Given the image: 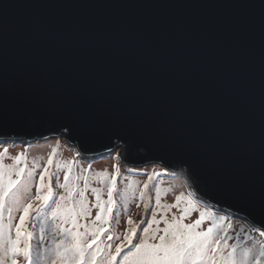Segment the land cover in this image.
<instances>
[{
	"label": "water",
	"instance_id": "1",
	"mask_svg": "<svg viewBox=\"0 0 264 264\" xmlns=\"http://www.w3.org/2000/svg\"><path fill=\"white\" fill-rule=\"evenodd\" d=\"M0 108V141L155 163L261 227L264 0H0Z\"/></svg>",
	"mask_w": 264,
	"mask_h": 264
},
{
	"label": "snow or ice",
	"instance_id": "2",
	"mask_svg": "<svg viewBox=\"0 0 264 264\" xmlns=\"http://www.w3.org/2000/svg\"><path fill=\"white\" fill-rule=\"evenodd\" d=\"M48 163H52L51 158ZM71 171L69 167L65 183L59 185L65 194L57 198L47 168L40 173L39 186L35 195H31L33 173L28 171L25 175V168H19L14 179L0 163V264H264V215L260 216L261 227L253 228L262 239L246 234V239L253 242L250 245L228 243L227 230L216 222L217 219L223 222L224 216L213 217V224L207 230H197L205 219L204 212L191 224L183 223V216L171 222L161 217L165 227L153 228L161 220L148 203L144 204V211L151 215L150 220L137 223L129 216L124 234L114 235L109 225L114 213V193L118 192L117 177L110 178L105 201L97 189H92L94 207L99 211L95 219H90L87 177L84 189L70 187L67 181ZM116 172L119 173L118 167ZM46 176H49L48 184ZM144 188H148L147 183ZM122 195L127 198V190ZM140 200H146L145 191L140 192ZM156 204L167 207L160 205L159 196ZM261 206L264 207V200ZM14 212L19 214L18 222ZM34 216L42 218L38 238L30 230L35 227L31 224ZM81 218L90 222L80 223ZM145 223L147 226L141 228Z\"/></svg>",
	"mask_w": 264,
	"mask_h": 264
},
{
	"label": "rangeland",
	"instance_id": "3",
	"mask_svg": "<svg viewBox=\"0 0 264 264\" xmlns=\"http://www.w3.org/2000/svg\"><path fill=\"white\" fill-rule=\"evenodd\" d=\"M59 138L62 137H54L50 140L41 142L0 141V163L4 165L6 171L12 173L14 179L15 172L19 168H25V175H27L28 171H31L33 173V178L30 183L31 191H36L39 184L40 173L47 168L51 177V187L53 188L56 186L55 193H58L57 198L59 195L65 194V190L59 185L65 183L64 176L68 170L67 167H61V165L54 163L55 160L57 161V159H59L65 162H71L73 164L72 168H75L74 165L78 166L81 169V173L78 175L71 168L72 171L69 174L67 183L70 187L75 186L78 189H84V178L87 177L88 188L86 191V198L92 213L90 219H95L96 213L99 211V209L94 207L96 200L95 193L92 192V189L95 188L99 191L102 201L107 200V184L112 176H116V187L118 189L116 195H119V199L115 201L114 213L110 218L111 228L114 227L115 230L114 235L124 234L128 227L127 219L129 216L137 223L151 219V215L144 211L145 203H148L151 209L157 211V219L161 220V223L158 226L153 225V228L159 227L162 229L165 227L161 217L171 222L173 218L179 219L183 216L184 219L182 222L191 224L200 219V213L204 212L206 214L205 219L197 230H207V228L211 227L213 224V217L218 218L224 216L226 220H229L224 226L227 230V235L230 237L228 240L229 244L239 243L245 245L246 234L258 235V233L253 231V228L257 227L241 216L234 214V218H230L226 215L228 213L227 210L212 206L208 208L203 201L199 200L198 203L193 201L198 198L192 196L193 193L188 183L179 173H173L155 163L138 166L125 165L120 162L117 151L113 150L99 155L83 156L77 152L75 147L72 148V145L68 142L64 144L58 141ZM21 156H23V158ZM25 156L28 158H25ZM18 157L20 158L19 160L17 159ZM49 158L52 160L51 164L48 163ZM23 164L25 166H23ZM117 167L119 168L118 174L116 172ZM150 175H153V183L149 181L146 182L145 180ZM77 177H79V179ZM129 178H132L133 181ZM47 179L49 183V176H47ZM144 183H147L150 187L145 189ZM125 190L128 192L127 198H124L122 195ZM141 191H145V201L140 200ZM133 193L135 195H133ZM157 196H159L160 205L167 207L157 206ZM177 197H180V199L177 200ZM137 204L140 205L139 208L136 207ZM209 213H211V215H208ZM13 215L17 216L18 220L19 214L14 212ZM33 219L31 220V224H33ZM5 222H7L6 216ZM89 222L90 221H86L83 218L80 220V223ZM216 222L223 227V222H220L218 219ZM229 224L231 228H228ZM146 226V223L142 224L141 228ZM81 231H83V229H81ZM261 239L262 238L259 237V240Z\"/></svg>",
	"mask_w": 264,
	"mask_h": 264
},
{
	"label": "trees",
	"instance_id": "4",
	"mask_svg": "<svg viewBox=\"0 0 264 264\" xmlns=\"http://www.w3.org/2000/svg\"><path fill=\"white\" fill-rule=\"evenodd\" d=\"M58 141H60V142H63L64 144H66V141L64 140V138H59L58 139ZM6 146V145H5ZM72 148H74V146H72ZM22 158H23V156H21ZM25 158H28V157H26L25 156ZM54 163H56L57 165H61V167L62 166H65V167H67V170L69 169V167L70 168H72L73 167V164L71 163V162H65V161H63V160H59V159H57V161L55 160V162ZM54 165V164H53ZM23 166H25L24 164H23ZM74 167L75 168H72L73 169V171L74 172H76L78 175L81 173V169L78 167V166H75L74 165ZM164 172H167V171H164ZM149 177H151V179H149ZM147 179H145L146 180V182H154L153 181V175H150ZM130 180H132V178H129ZM133 181V180H132ZM45 183L46 184H48V179H47V176L45 177ZM146 183H144V185H145ZM38 186H39V184H38ZM55 187L56 186H54L53 187V191H54V193L56 192L55 191ZM148 187H150L149 185H148ZM35 193H36V191H31V195H35ZM56 195H58V193H55ZM193 196V195H192ZM195 198V197H194ZM119 199V195H116V193H114V201H116V200H118ZM197 200V201H196ZM196 200H193V201H195V202H197L198 203V199H196ZM204 202V201H203ZM204 204H205V206H207L208 208L210 207V205L208 204V203H205L204 202ZM234 214H236V213H232V212H229L228 211V213L226 214V215H228L230 218L231 217H233V215ZM5 216H6V219H7V212H5ZM234 218V217H233ZM240 219V218H239ZM241 220H243V219H241ZM18 221V220H17ZM16 221V222H17ZM244 221V220H243ZM229 222V220H224L223 221V227L222 228H225L224 226L227 224ZM245 222V221H244ZM33 225H35V227H32L30 230L34 233V237L35 238H38V236H39V229H40V227L42 226V218L41 217H39V216H35L34 217V219H33ZM70 226V225H69ZM110 227V229H111V232L114 234L115 233V230H114V227L113 228H111V225L109 226ZM46 231H47V229H46ZM251 235V234H250ZM252 236H254L255 238H256V240H259V236L257 235V234H253ZM34 238V240H33V243H36V239ZM251 243H253L252 241H248L247 239H245V245H250Z\"/></svg>",
	"mask_w": 264,
	"mask_h": 264
}]
</instances>
